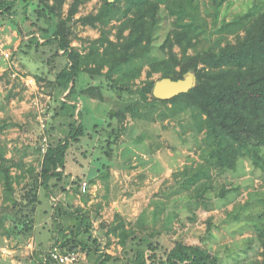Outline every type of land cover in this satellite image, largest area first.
I'll use <instances>...</instances> for the list:
<instances>
[{"label": "rangeland", "instance_id": "1", "mask_svg": "<svg viewBox=\"0 0 264 264\" xmlns=\"http://www.w3.org/2000/svg\"><path fill=\"white\" fill-rule=\"evenodd\" d=\"M70 1L65 4V14ZM197 2L199 22L208 23L201 24L204 31L198 49L234 41L236 33L232 28L221 31L225 23L248 11L254 15L264 11V0H223L216 16L214 0ZM101 4L102 0H91L80 7L71 22L60 24L61 35L69 46L84 52L92 39L100 37L101 27L83 24L79 18L96 13ZM173 18L165 20L159 31L153 48L157 56H165L158 44L172 28ZM118 24L120 21L114 19L106 27L114 40ZM236 28L244 33L241 26ZM26 30V26L19 27L12 20L0 21V118L9 123L0 128V138L7 147V156L16 162L12 168L15 192L9 199L0 183V222L4 221L0 240L14 237L25 245L35 234L34 228L29 234L21 232L23 224L16 213L19 206L13 204V199H21L32 176L41 171L43 145L56 144L66 135L60 125L62 120L53 117L59 102L58 91L51 83L67 62L63 52H54L55 45L54 50L48 45L38 51L28 50ZM17 39L21 41L16 47ZM20 45H25L24 49L20 50ZM198 49L192 48L190 53ZM175 50L179 52L180 48L176 46ZM147 70L145 66L137 84L146 77ZM160 77L161 73L154 74L155 79ZM98 82L83 74L79 83L84 86ZM103 92L105 102L81 97L87 103L83 111L85 135L71 143L63 176L53 178L50 189L41 186L39 190L34 226L37 224L40 234L47 235L52 247H61L72 227L68 218L56 215V207L61 204L67 211H85L94 224L93 236L102 250L119 259L116 264H124L133 253L129 248L138 242L129 237L127 247L122 246L120 238L112 233L121 223L124 230H134V236L143 239V248H148L149 243L157 246L158 255L183 240L205 246L219 257L220 264H249L261 259L256 236L257 227L264 223V171L249 156L240 158L234 170L220 171L215 167L213 186L208 192L210 200L198 204L187 192H178L176 183L181 177L178 173L185 167L204 161V133L195 138L193 129L187 128L184 137L175 121L162 119V107L153 111L152 118L135 121L128 109V97H117L106 81ZM65 95L57 94L60 99ZM112 107L116 111L114 118L108 116ZM85 180L88 191L82 192ZM90 186L95 190L92 193ZM223 186L231 190L221 196ZM95 257L80 250L78 264H95Z\"/></svg>", "mask_w": 264, "mask_h": 264}, {"label": "trees", "instance_id": "2", "mask_svg": "<svg viewBox=\"0 0 264 264\" xmlns=\"http://www.w3.org/2000/svg\"><path fill=\"white\" fill-rule=\"evenodd\" d=\"M89 1L71 0L65 14L68 0H21L20 5L19 0H0V21L9 19L19 27L26 26L28 50L38 51L47 45L54 50L52 46L55 45L54 52L62 51L67 57L51 83L58 93L66 94L64 99L56 94L59 109L53 115L62 120L60 125L66 135L56 144L48 145L41 171L32 176L22 198L13 199V204L19 206L16 213L19 223L23 224L21 232L29 234L33 230L41 186L50 189V181L63 176L71 143L79 142L85 135L78 99L84 96L105 102L104 81L117 97H128V109L135 121L152 118L153 111L162 107L159 109L162 119L175 121L184 137L187 128L193 129L195 138L204 133L203 142L207 145L204 161L195 167H185L178 173L181 177L176 183L178 192H187L198 204L210 200L208 192L213 186V168L234 170L240 158L249 156L253 164L264 171V11L258 15L248 11L226 22L221 31L232 28L236 33L234 41L198 49L204 31L201 24L208 23L199 22L197 0H102L96 13L79 18L83 24L101 27L100 37L92 39L83 52L66 43L60 24L71 22L80 7ZM214 3L217 16L223 0H214ZM173 16L172 28L158 44L165 56H157L153 48L159 31L165 20ZM114 19L120 21L116 40L106 28ZM237 26L242 27L243 34ZM25 45H20V50ZM192 48L198 50L191 54ZM145 66H148L146 77L137 84ZM155 73H161L160 78L174 80L193 74L196 82L188 92L159 99L153 95L157 81ZM83 74L99 82L80 85ZM108 116H116L113 107ZM7 125L9 123L0 118V128ZM112 131L116 133L115 129ZM15 165L0 138V183L8 199L15 192L12 174ZM230 190L223 186L221 196ZM56 208L58 218L65 216L72 223L70 234L61 241L64 253L82 250L90 257L96 256L95 264H116L119 259L102 250L93 236L94 224L85 211H67L61 204ZM257 231L262 258L249 264H264V223ZM112 233L120 238L124 248L129 237L138 239L137 245L129 248L133 253L124 264H220L219 257L200 244L177 240L163 255H158L157 246L149 243L148 248H143V239L134 236V230H124L122 223L116 225ZM47 262L55 263L51 258Z\"/></svg>", "mask_w": 264, "mask_h": 264}, {"label": "crops", "instance_id": "3", "mask_svg": "<svg viewBox=\"0 0 264 264\" xmlns=\"http://www.w3.org/2000/svg\"><path fill=\"white\" fill-rule=\"evenodd\" d=\"M18 3L20 5L21 0H19ZM14 35L17 36L18 33L14 31ZM20 41H21L20 39L16 40V44H15L16 47L19 45ZM79 99H78V106L80 105L83 106L82 109H80L83 112L85 111L84 105L86 106L87 103L85 102L84 99H81V97ZM91 103L92 102H90V104ZM93 187L96 188V185H94ZM94 188L90 186L89 192L90 193L94 192L95 191ZM3 222L4 221L0 222V231H1V227L3 226ZM34 233L36 235L34 234L27 241L26 245L20 242L19 239H15L14 237H11V238L6 237L4 242L3 240H0V264H3V263H6V264H57L56 261L55 263H48L45 261V253L49 252V250L52 248V245L49 240L47 241V235L40 234V230L37 224L34 226ZM5 242H7V244ZM40 244L41 245L44 244L45 246H41ZM78 262H79V259H78Z\"/></svg>", "mask_w": 264, "mask_h": 264}, {"label": "water", "instance_id": "4", "mask_svg": "<svg viewBox=\"0 0 264 264\" xmlns=\"http://www.w3.org/2000/svg\"><path fill=\"white\" fill-rule=\"evenodd\" d=\"M196 82L193 74H188L184 78L174 80L164 77L156 81L153 88V95L159 99H170L176 95L188 92L194 87Z\"/></svg>", "mask_w": 264, "mask_h": 264}, {"label": "built area", "instance_id": "5", "mask_svg": "<svg viewBox=\"0 0 264 264\" xmlns=\"http://www.w3.org/2000/svg\"><path fill=\"white\" fill-rule=\"evenodd\" d=\"M43 126H45V124H43ZM47 148H48V144H44L42 147V152L46 153ZM88 186H89L88 181L87 180L83 181L81 185L82 192H86L88 190ZM49 258L56 261L57 264H77L79 259V253L77 252L64 253L61 250L60 246L55 245L49 250L48 256H45V261L47 262Z\"/></svg>", "mask_w": 264, "mask_h": 264}]
</instances>
